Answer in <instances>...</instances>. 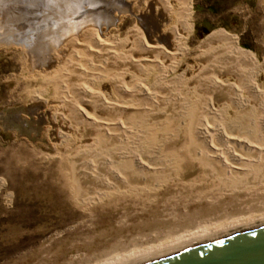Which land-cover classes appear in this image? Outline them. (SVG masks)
<instances>
[{
	"label": "bare ground",
	"instance_id": "1",
	"mask_svg": "<svg viewBox=\"0 0 264 264\" xmlns=\"http://www.w3.org/2000/svg\"><path fill=\"white\" fill-rule=\"evenodd\" d=\"M154 1L135 13L130 0H0V47L17 50L23 80L15 79L22 105L6 115L36 135L45 131L55 152L46 159L57 157L73 173L77 206L149 194L166 183L264 172V59L258 63L221 34L186 49L189 0H177L180 28L168 32L144 16L160 10L164 20L173 9ZM126 14L137 27L123 39L110 37ZM221 42L226 52L210 47ZM183 57L192 64L170 78ZM228 111L238 121L224 122ZM169 124L189 137L192 150L182 143L166 151L165 136L160 148L147 145ZM262 227L264 217L106 264H153Z\"/></svg>",
	"mask_w": 264,
	"mask_h": 264
},
{
	"label": "rangeland",
	"instance_id": "2",
	"mask_svg": "<svg viewBox=\"0 0 264 264\" xmlns=\"http://www.w3.org/2000/svg\"><path fill=\"white\" fill-rule=\"evenodd\" d=\"M146 1L130 0L134 12L145 11ZM167 1L173 9L164 20L157 17L160 10L144 15L165 32L181 24L182 3ZM189 6L186 49L195 50L206 37L221 34L234 37L239 49L248 51L258 63L263 61L264 0H189ZM9 18L2 23L7 26ZM135 24L133 17L122 15L118 26L108 30L109 36L123 39ZM211 46L222 52L229 47L223 42ZM191 62L181 58L169 77L180 74ZM20 74L17 50L0 47V264H106L264 217L262 171L246 178L199 177L193 183H166L149 194L113 196L88 208L75 205L70 200L75 193L73 173L61 169L57 157L46 159L55 152L45 131L36 135L33 128L6 115L8 109L22 105L21 89L15 83L18 79L23 84ZM191 100L188 106H195ZM224 116V122L235 118L231 111ZM154 131L148 146L160 148V138L165 136L168 152L182 143L187 150L194 147L188 136L179 137L174 124L164 133L158 128Z\"/></svg>",
	"mask_w": 264,
	"mask_h": 264
},
{
	"label": "water",
	"instance_id": "3",
	"mask_svg": "<svg viewBox=\"0 0 264 264\" xmlns=\"http://www.w3.org/2000/svg\"><path fill=\"white\" fill-rule=\"evenodd\" d=\"M153 264H264V227Z\"/></svg>",
	"mask_w": 264,
	"mask_h": 264
}]
</instances>
